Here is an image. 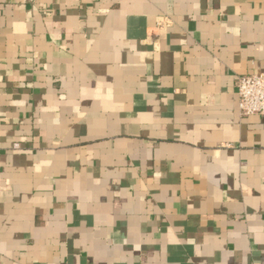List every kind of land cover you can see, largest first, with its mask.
Listing matches in <instances>:
<instances>
[{
	"label": "crops",
	"instance_id": "obj_1",
	"mask_svg": "<svg viewBox=\"0 0 264 264\" xmlns=\"http://www.w3.org/2000/svg\"><path fill=\"white\" fill-rule=\"evenodd\" d=\"M264 0H0V264H264Z\"/></svg>",
	"mask_w": 264,
	"mask_h": 264
},
{
	"label": "built area",
	"instance_id": "obj_2",
	"mask_svg": "<svg viewBox=\"0 0 264 264\" xmlns=\"http://www.w3.org/2000/svg\"><path fill=\"white\" fill-rule=\"evenodd\" d=\"M237 89L241 114L264 116V72L239 76Z\"/></svg>",
	"mask_w": 264,
	"mask_h": 264
}]
</instances>
